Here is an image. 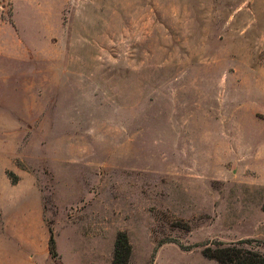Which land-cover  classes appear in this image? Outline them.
Returning a JSON list of instances; mask_svg holds the SVG:
<instances>
[{
	"label": "rangeland",
	"instance_id": "rangeland-1",
	"mask_svg": "<svg viewBox=\"0 0 264 264\" xmlns=\"http://www.w3.org/2000/svg\"><path fill=\"white\" fill-rule=\"evenodd\" d=\"M65 2L0 0V211L31 199L38 264H114L120 231L129 264L264 253V0H68L60 32Z\"/></svg>",
	"mask_w": 264,
	"mask_h": 264
},
{
	"label": "crops",
	"instance_id": "crops-1",
	"mask_svg": "<svg viewBox=\"0 0 264 264\" xmlns=\"http://www.w3.org/2000/svg\"><path fill=\"white\" fill-rule=\"evenodd\" d=\"M66 2H68V0H66ZM66 2L61 12L60 32L65 30L62 15ZM72 2H75V0H72ZM17 4L18 3H16L14 14L15 25L11 22H5L4 24L5 29L13 27L16 33L19 31L16 21ZM48 30L57 32L52 25H49ZM24 45L28 46L25 43ZM14 186L18 187L19 185L15 184ZM7 203H9V201L3 203L5 205V210L0 211V264H38V258L41 254H46V256L49 255L50 258H52L49 252L48 233L39 234L34 232V215L31 208V199L27 201V198H25L24 208L17 211L14 207L10 210V205ZM38 206L36 222L40 225L43 220L41 202Z\"/></svg>",
	"mask_w": 264,
	"mask_h": 264
},
{
	"label": "trees",
	"instance_id": "trees-1",
	"mask_svg": "<svg viewBox=\"0 0 264 264\" xmlns=\"http://www.w3.org/2000/svg\"><path fill=\"white\" fill-rule=\"evenodd\" d=\"M247 244L248 240H239L231 244L216 242L205 245L202 253L218 264H264V253L248 247ZM49 252L52 258L59 255L51 229ZM132 252L133 246L127 232L120 231L115 243L114 264H129Z\"/></svg>",
	"mask_w": 264,
	"mask_h": 264
}]
</instances>
